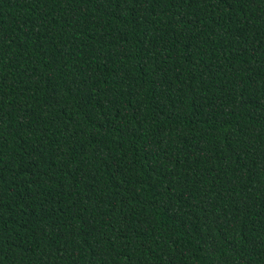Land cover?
Returning a JSON list of instances; mask_svg holds the SVG:
<instances>
[{
	"label": "trees",
	"instance_id": "1",
	"mask_svg": "<svg viewBox=\"0 0 264 264\" xmlns=\"http://www.w3.org/2000/svg\"><path fill=\"white\" fill-rule=\"evenodd\" d=\"M0 264H264V0H0Z\"/></svg>",
	"mask_w": 264,
	"mask_h": 264
}]
</instances>
